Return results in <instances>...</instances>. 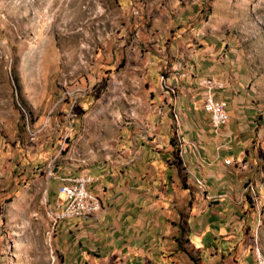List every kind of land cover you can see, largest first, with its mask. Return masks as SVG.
Instances as JSON below:
<instances>
[{"label": "rangeland", "instance_id": "1", "mask_svg": "<svg viewBox=\"0 0 264 264\" xmlns=\"http://www.w3.org/2000/svg\"><path fill=\"white\" fill-rule=\"evenodd\" d=\"M226 50L245 67L257 107L236 138L245 149L234 165L263 239L252 247L263 251L264 0H0V117L17 119L0 127V264H63L57 226L71 219L53 224L50 211L63 200L53 175L75 174L135 141H164L159 101L174 150L190 145L188 174L198 150L214 159L228 140L205 112L201 139L196 129L185 132V113L173 108L180 81L165 77L177 76L172 64L191 53L222 63ZM199 140L219 149L207 154ZM172 161L184 166L179 151Z\"/></svg>", "mask_w": 264, "mask_h": 264}, {"label": "crops", "instance_id": "2", "mask_svg": "<svg viewBox=\"0 0 264 264\" xmlns=\"http://www.w3.org/2000/svg\"><path fill=\"white\" fill-rule=\"evenodd\" d=\"M220 61L191 53L181 65L172 64L178 77L165 78L173 85L180 81L183 94L177 95L179 105L173 108L185 113L184 131L196 129L200 139L198 121L205 111L197 106L199 96L203 104L198 82L214 77L224 84L214 95L227 102L229 120L221 133L210 123L217 137L228 140L222 150L212 160L202 158L198 150L196 165L188 174L190 145L185 142L174 150L167 105L156 97L154 102L160 103L156 119L164 141L155 145L135 141L131 149L122 145L119 154L92 157L74 172L92 178L87 188L99 195L103 209L96 216L58 224L57 246L63 264H257L251 242L263 239L258 238L254 212L249 216L241 189L243 178L234 165V157L245 149L236 138L247 126L245 121L251 125L257 107L238 57L226 50ZM10 118L16 127L15 114ZM10 118L0 117V127L8 126ZM203 145L207 154L212 150L210 155L219 149L214 141L199 140L198 147ZM177 151L183 167L172 161Z\"/></svg>", "mask_w": 264, "mask_h": 264}, {"label": "built area", "instance_id": "3", "mask_svg": "<svg viewBox=\"0 0 264 264\" xmlns=\"http://www.w3.org/2000/svg\"><path fill=\"white\" fill-rule=\"evenodd\" d=\"M163 80V76L161 77ZM203 91V110L209 114L210 123L216 133H221V128L229 120L227 102L217 99L216 90L222 89L224 84L217 78L204 77L199 80ZM174 118L179 122V117L174 113ZM59 181V193L63 200L57 205V210L50 211L51 219L55 225L60 220L72 218H85L96 216L102 209L99 195L87 188L92 178L86 174L61 173L54 176ZM200 183L199 180H197ZM254 257L257 264H264V252L258 246L254 248Z\"/></svg>", "mask_w": 264, "mask_h": 264}]
</instances>
